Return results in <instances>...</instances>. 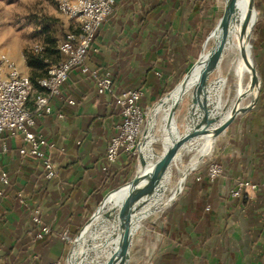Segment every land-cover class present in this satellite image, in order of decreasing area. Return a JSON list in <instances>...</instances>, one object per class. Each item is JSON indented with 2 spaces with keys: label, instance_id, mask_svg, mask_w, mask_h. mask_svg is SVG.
Wrapping results in <instances>:
<instances>
[{
  "label": "crops",
  "instance_id": "obj_1",
  "mask_svg": "<svg viewBox=\"0 0 264 264\" xmlns=\"http://www.w3.org/2000/svg\"><path fill=\"white\" fill-rule=\"evenodd\" d=\"M254 4L257 101L237 115L223 134L205 138L204 148L201 139L186 153L211 154L224 173L211 182L206 163L192 164L190 159L185 166L191 163V171L180 195L152 225L138 231L130 264H264V0ZM218 8L214 0H117L87 58L90 68L111 73L112 91L99 95L89 74L72 69L63 98L52 100L53 112L36 117L33 129L55 143L50 150L57 172L53 179L45 177L42 161L29 154L21 132L3 133L8 149L0 156V173L9 174L10 184L0 183V264H48L67 258L70 244L63 232L81 230L106 199L132 179L134 162L129 153L121 152L113 163L107 159V147L120 121L115 97L142 88L141 105L147 109L173 89L203 53ZM69 27L75 29V23L71 21ZM18 64L35 79L43 76L42 69L30 67L25 58ZM36 88L29 109L34 108ZM188 96L193 102L194 93ZM220 96L216 72L208 87V101L216 105L213 115ZM68 99L75 103H67ZM191 106L184 132L192 125ZM199 112L196 105L197 120L202 117ZM237 179L261 186L250 197L233 199L230 189ZM34 208L52 228L42 240L36 238Z\"/></svg>",
  "mask_w": 264,
  "mask_h": 264
},
{
  "label": "built area",
  "instance_id": "obj_2",
  "mask_svg": "<svg viewBox=\"0 0 264 264\" xmlns=\"http://www.w3.org/2000/svg\"><path fill=\"white\" fill-rule=\"evenodd\" d=\"M56 3L60 15L73 21L75 29L67 30L59 40L57 49L62 57L59 61L44 58L48 69L47 73L38 79L37 86L12 58L0 56V156L8 149L3 140V133L6 130L19 131L29 147V154L42 161L47 179H53L57 175L50 154V150L55 148V143L48 141L33 129L36 117L53 112L52 100L54 97L63 98V86L72 69L78 68L83 74H89L96 83L99 95L111 92L113 86L111 73L101 74L98 69L90 68L87 58L96 33L113 14L117 0H56ZM45 48L42 44L36 45L33 52L43 58ZM35 87L34 108L29 109L27 103ZM143 96V89L136 87L124 90L115 97V103L120 109V121L117 124V133L107 147V159L111 163L116 161L121 152L137 157L138 145L150 109L142 107ZM67 103L74 104L75 101L68 99ZM58 115L64 116L62 113ZM205 163L209 181L214 182L223 175L224 167L214 157L209 155ZM0 183L5 186L10 184L6 171H1ZM260 186V183L247 179H237L230 189V196L233 199L250 197ZM2 194L0 191V199ZM206 209L209 210L210 206ZM32 219L36 225L37 239L42 240L50 235L52 228L44 222L39 208L33 209ZM62 237L68 242L73 240L68 230L63 232ZM48 264H68V260L58 259Z\"/></svg>",
  "mask_w": 264,
  "mask_h": 264
},
{
  "label": "water",
  "instance_id": "obj_3",
  "mask_svg": "<svg viewBox=\"0 0 264 264\" xmlns=\"http://www.w3.org/2000/svg\"><path fill=\"white\" fill-rule=\"evenodd\" d=\"M248 1H249V5L246 10L244 19L241 23L243 28L246 26L248 20L250 23L249 25L250 31L249 33H247L243 41V48H244L243 55L249 63V79H248L247 89L243 93L236 95L234 109L229 119H227L224 123H221L220 125H218L213 129L207 128V125L219 120L218 115L210 116L213 106L212 103L208 101L209 100L208 87H209L210 78L217 69L222 59L225 46L227 44L230 35L231 26L233 21L235 20L234 14L237 7L236 5L237 0H227V3L223 10V14L219 20V26L221 31L219 41L210 49V51L205 56V58L203 57V54L199 56V58L192 64L186 75L172 89L174 90L175 88H180L179 93L175 99L174 106L171 109L168 120V126L173 128V131L175 133L177 132V124L176 121H174V118L176 116V111L180 107V103L185 94V90L187 89V85L189 83L192 72L196 67L201 66V71L198 77V81L194 89L193 105L189 108L188 116L192 117V115L194 114V108L196 107V105H198L199 110L202 112V117L200 121L197 122L195 125H193V127L190 130L179 135L177 138L172 139L170 145L159 155V157L156 160L148 162L140 152V143H139L138 152H137V165L140 164V168H137L133 178L124 186H122L128 188V193L124 198L123 205L120 207L118 211V217L120 220L121 233H122L121 242L115 254L110 257V259L107 261L106 264H115L116 261L118 260L125 261L126 257H128V261H129L130 247L133 242V237L137 231L136 224L138 221L142 220L144 217H146L151 213V212L147 213L146 211H143L141 208L144 202L148 200L152 186L164 175L170 164L176 161L180 157V155H182L185 152V148L183 147L184 144L189 140L196 139L205 134H209L213 137L220 136L225 132L229 124L236 118L237 115L249 111L255 105L257 98L259 96V80H258L257 67L252 57V54L247 51L244 43H250L254 25L256 23L257 11L255 9L254 0H248ZM172 90H170L167 94L162 96L151 107H154L156 104L161 102L165 96L169 95L172 92ZM247 98H249V101L245 105L240 106L239 105L240 101ZM145 132H146V125L143 129V134H145ZM189 171L191 170L188 169L186 170L187 173ZM186 172L180 173V177L175 188L176 190L173 196L171 197L170 203H172L180 195L182 191V187L184 185V182L182 181L185 179ZM110 196L106 199V201L101 207L105 206ZM166 206L163 205L162 207H157L154 211L162 212V210ZM94 217L95 214L91 216L89 223ZM71 251L68 253L67 260L69 259V255Z\"/></svg>",
  "mask_w": 264,
  "mask_h": 264
},
{
  "label": "rangeland",
  "instance_id": "obj_4",
  "mask_svg": "<svg viewBox=\"0 0 264 264\" xmlns=\"http://www.w3.org/2000/svg\"><path fill=\"white\" fill-rule=\"evenodd\" d=\"M214 1L215 4H217V6L219 7L217 9V16L214 22L215 26L213 25L215 29L221 17V13H223L224 0L222 1L214 0ZM247 8L248 6L244 8L240 16L241 23L244 19ZM257 19H258V14H257L256 22ZM70 23H71L70 20L60 15L57 8L56 0H0V56L10 57L18 64L19 61L22 60L23 58L26 59V55L34 54L33 49L36 45L42 44L48 49H50L49 50L50 59L55 60L60 56L57 49L58 42L61 39V36L65 34V32L70 28L69 27ZM255 28H256V24L254 25L250 43L247 44L245 43L246 49L249 53L252 54L253 59H254ZM214 29L212 30V32L214 31ZM211 33L206 42L207 49L211 48L215 42V40L210 38ZM54 37L58 38V41L55 45L52 42H50V39ZM229 63H230L229 58L224 59L223 71H224V76L226 77V82L224 84L223 101H225L226 106H229L231 104L233 98L237 93L236 87L239 86L240 82H248L249 79V70H247L248 72H244L241 77L237 75L235 77L234 72L231 73L228 72L227 69ZM213 79H216V72L212 74L210 78V80ZM191 93H194V89L191 90ZM245 101L248 102L249 98L245 99ZM191 103H192L191 97L188 96L183 100V102H181L179 109H177L176 111L177 132L175 133L173 132L175 136H179L182 133H184L186 112L188 110V106ZM167 114H168V108L163 110L159 115V119H158L159 128H157L156 130V135L153 141L156 156H159L170 145V140L165 134ZM198 115L202 116L201 112H199ZM214 143H215L214 144V148H215L217 140ZM208 158H209L208 155L206 154L197 155V151H194L191 154H184L183 157L178 162L173 163L174 164L173 177L171 183L167 185L165 188L166 190L164 194L165 197L163 204L164 206L170 204L171 197L175 193L174 190L178 183L180 173L186 172L187 169L189 170V167H191V165L195 162L205 163L208 160ZM190 159L192 161L191 162L192 164L190 163L189 165L185 166L190 161ZM136 169H137V158L134 164V169H133L134 172H136ZM185 174H187V172ZM182 182H184V180ZM113 194H111L110 198L112 197ZM110 198L107 200V202H109ZM107 202L105 206L108 204ZM163 205L159 207H162ZM105 206L100 207V209L96 213H94L95 216L100 214V212L103 211ZM161 213L162 212L151 211L149 215H147L142 220H140V224L137 226V231L133 237V242L130 247V256H129L128 264H130V257L134 254L133 253L135 248L134 243L138 231L143 227H149L150 225H152L156 221L157 217L161 215ZM93 219L91 220L90 223H89L90 221L89 219L87 223H85V225L82 227L79 235L73 238L72 242H69L70 251L72 249L74 250L76 242L79 239H81L85 234V232L88 230V228H90V226L93 223ZM73 250L69 255L68 264H73V260H74Z\"/></svg>",
  "mask_w": 264,
  "mask_h": 264
},
{
  "label": "bare ground",
  "instance_id": "obj_5",
  "mask_svg": "<svg viewBox=\"0 0 264 264\" xmlns=\"http://www.w3.org/2000/svg\"><path fill=\"white\" fill-rule=\"evenodd\" d=\"M226 3L227 0H224L223 10L225 8ZM236 5L237 7L234 14L235 20L232 23L230 35L227 44L225 46L222 59L217 69L215 70V72L218 73L221 84V96L219 97V101L217 103V105L219 104V107L215 114L219 116V120L207 125V128L210 129L217 127L218 125L224 123L227 119H229L230 115L233 112L234 103L236 100L235 97L232 100L231 104L227 106L223 114V108L226 106L225 101H223L224 84L226 82V77L224 76V71H223L224 59L227 58L230 59L228 71L230 73L234 72L235 77L236 75L241 77L244 72H248L247 70H249V63L243 55V49H244L243 41L247 33H249L250 31V26H249L250 23L248 20L246 26L243 28L240 21V16L244 8L249 5V1L237 0ZM220 32H221L220 26L218 23L217 27L215 28L211 36V39L215 40L213 46L219 41ZM211 48L207 49L205 44L204 51L202 53L204 58L208 54ZM200 71H201V66H198L192 72L189 83L187 85V89L185 90V94L181 102H183L184 98L189 94V92L192 89H195ZM247 85L248 82H240L237 89L238 90L237 95L243 93L247 89ZM179 90L180 88H175L174 90H172V92L169 95L165 96L161 102L156 104L154 107H151L150 110L148 111V119L145 124L146 132L145 134L142 135L140 142V152L148 162L156 160L159 157L156 156L153 141L156 135V130L157 128H159L158 127L159 115L166 108H168V114H167V122L165 125V134L169 138L170 143L172 139L178 137L174 135L173 128L168 126V120L171 109L174 106L175 99L179 93ZM246 103L247 102L244 99L240 101L239 105L243 106ZM214 107H212L210 116H215L213 115ZM174 121L177 122V114L174 118ZM199 121L200 120H197L193 115L191 120L192 125L190 129L193 127V125H195ZM211 137L213 136L209 134H205L196 139L187 141L183 146L185 148V152L182 155H180V157L174 162H178L183 157L184 154L188 153L193 147L195 142H199L202 139L203 142L201 147H203L205 138H211ZM144 149H146L147 151L146 154L144 153ZM174 162L170 164L164 175L152 186L148 200L144 202L141 208L143 211H146L148 213L154 211L157 207L164 204V200H165L164 194L166 190L165 188L172 181ZM137 168H140V164L137 165ZM127 193H128V188L126 187L120 188L112 195L109 202H107L108 204L104 207L103 211L95 216L90 228H88V230L85 232L83 237L79 239L75 244L73 250V256H74L73 264H106L107 261L110 259V257L115 254V252L117 251L120 245L122 238L118 211L120 207L123 205V201ZM139 224L140 221L137 222L136 227ZM127 261H128V257H126L125 261L124 260L116 261L115 264H127Z\"/></svg>",
  "mask_w": 264,
  "mask_h": 264
},
{
  "label": "trees",
  "instance_id": "obj_6",
  "mask_svg": "<svg viewBox=\"0 0 264 264\" xmlns=\"http://www.w3.org/2000/svg\"><path fill=\"white\" fill-rule=\"evenodd\" d=\"M64 36V34L61 36V38ZM57 41H58V38L57 37H54V38H52V39H50V42H52L54 45L57 43ZM49 50L50 49H48L47 47L45 48V54H44V57L42 58V57H40V56H37V55H26V62H27V64L30 66V67H34V68H40V69H42V71H43V76L47 73V69H48V63H46L45 61H44V58H47V59H49L50 61H54V60H52V59H50V57H49ZM55 62V61H54ZM43 76H41V77H43ZM41 77H39V78H41ZM30 78H31V80L33 81V83L37 86V81H38V79L39 78H37V79H35V78H33V77H31L30 76ZM131 155V157H132V160H133V162H134V164H135V161H136V155H133V154H130ZM134 171H133V173H132V177L131 178H133V176H134ZM81 232V230H76L75 232H73V233H69L73 238H75L76 236H78L79 235V233Z\"/></svg>",
  "mask_w": 264,
  "mask_h": 264
}]
</instances>
